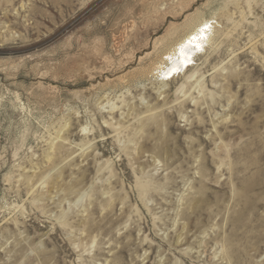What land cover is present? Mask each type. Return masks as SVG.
<instances>
[{"label":"rangeland","instance_id":"obj_1","mask_svg":"<svg viewBox=\"0 0 264 264\" xmlns=\"http://www.w3.org/2000/svg\"><path fill=\"white\" fill-rule=\"evenodd\" d=\"M0 264H264V0H0Z\"/></svg>","mask_w":264,"mask_h":264},{"label":"bare ground","instance_id":"obj_2","mask_svg":"<svg viewBox=\"0 0 264 264\" xmlns=\"http://www.w3.org/2000/svg\"><path fill=\"white\" fill-rule=\"evenodd\" d=\"M210 34L211 30L208 28V24H202L198 29H195L183 41H181L171 53L167 54L168 61L176 64L177 60H182L180 58L183 55V61L181 62L180 70L181 72H185L186 69H183V67H185L186 64L190 63V61H193L191 59H193L194 56L197 55L196 53L198 51L204 50V48L212 42ZM169 67L170 66H167L166 68L161 69V71L163 73H166ZM174 69L178 70L179 65L176 64ZM188 76L190 77V75L186 73L185 77L187 78Z\"/></svg>","mask_w":264,"mask_h":264}]
</instances>
